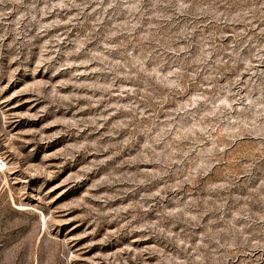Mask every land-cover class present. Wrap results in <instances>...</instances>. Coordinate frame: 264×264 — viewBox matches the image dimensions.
I'll return each mask as SVG.
<instances>
[{"label": "rangeland", "instance_id": "1", "mask_svg": "<svg viewBox=\"0 0 264 264\" xmlns=\"http://www.w3.org/2000/svg\"><path fill=\"white\" fill-rule=\"evenodd\" d=\"M0 264H264V0H0Z\"/></svg>", "mask_w": 264, "mask_h": 264}, {"label": "bare ground", "instance_id": "2", "mask_svg": "<svg viewBox=\"0 0 264 264\" xmlns=\"http://www.w3.org/2000/svg\"><path fill=\"white\" fill-rule=\"evenodd\" d=\"M0 165H1V162H0Z\"/></svg>", "mask_w": 264, "mask_h": 264}]
</instances>
